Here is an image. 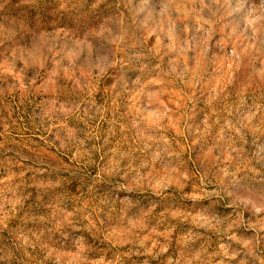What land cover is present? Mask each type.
Returning <instances> with one entry per match:
<instances>
[{
	"label": "rangeland",
	"instance_id": "obj_1",
	"mask_svg": "<svg viewBox=\"0 0 264 264\" xmlns=\"http://www.w3.org/2000/svg\"><path fill=\"white\" fill-rule=\"evenodd\" d=\"M0 264H264V0H0Z\"/></svg>",
	"mask_w": 264,
	"mask_h": 264
}]
</instances>
